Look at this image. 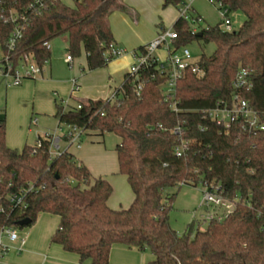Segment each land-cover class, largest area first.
<instances>
[{
    "label": "trees",
    "instance_id": "trees-1",
    "mask_svg": "<svg viewBox=\"0 0 264 264\" xmlns=\"http://www.w3.org/2000/svg\"><path fill=\"white\" fill-rule=\"evenodd\" d=\"M216 1L240 12L244 21L232 32H223L220 21L201 29L198 37L177 18L171 27L174 50L192 42L212 43L214 50L197 61L202 75L186 72L177 81L172 100L164 95V78L152 64L140 71L138 96L125 75L113 101L88 99L79 101V108L56 107L55 117L65 127L119 138L114 151L119 174L133 195L130 205L110 209V184L93 178L68 150L49 159L48 141L20 150L7 147L1 118L0 196L16 194L28 183L33 190L24 196V208L7 207L0 214V226L19 229L17 223L24 219L30 226L39 214L57 216L51 243L89 264H108L113 245L147 250L152 255L148 264H264V130L234 124L224 133L208 117L218 101L232 96L237 70L249 68L252 86L241 96L264 126V0ZM180 3L162 0V8ZM114 11H126L120 0H73L72 7L60 0H0V52L13 67L26 54L41 66L50 58L44 43L66 36L72 58L82 50L88 70L102 68L113 44L108 17ZM11 14L18 16L21 35L8 49L17 24L6 21ZM175 127L180 134L171 132ZM182 142L187 147L176 156ZM203 184L218 186L235 208L204 230L193 221L178 234L168 222L175 194L167 197L164 191Z\"/></svg>",
    "mask_w": 264,
    "mask_h": 264
},
{
    "label": "built area",
    "instance_id": "built-area-1",
    "mask_svg": "<svg viewBox=\"0 0 264 264\" xmlns=\"http://www.w3.org/2000/svg\"><path fill=\"white\" fill-rule=\"evenodd\" d=\"M216 3V10L221 18L222 31L232 32L229 18L230 11L220 1H216ZM190 13H192V1L185 0L178 17L189 23L191 34H195L197 32L194 26H199L203 23V20L201 17L192 16ZM20 19H23V17L21 16ZM8 20L12 23H17L7 42L8 49H12L16 40L20 38L21 26L18 23V16L16 15H9L6 21ZM175 38L176 35L173 30H160L152 41L133 53V62L126 71V77L133 81V93L136 96L140 94L143 86L142 81L139 80L140 71L147 69L152 64L156 65L158 74L164 78L163 93L170 100L173 98L177 81L186 72L202 75L197 62L191 60L190 54L185 47L178 50L172 48V40ZM44 46L49 48L48 43H44ZM160 49L164 53L163 58H159L156 55V52ZM123 54V50L111 44L104 53V59L108 63ZM64 62L68 67H71L72 57L70 54L66 53ZM43 65H37L30 54L24 55L20 63L15 67L12 66L7 57H2L0 60V75L7 81V86H19L25 79L37 78L42 72ZM251 86V70L249 68H239L232 82L233 93L230 99L218 101L215 107L208 112V117L221 126L224 133H227L228 129L234 124L239 125L243 130H264V126L259 124L257 113L250 108L249 103L243 100L241 96L242 92L249 90ZM72 87V92L78 90L75 80L72 82ZM114 97L115 94L106 100L113 101ZM79 107L77 105V108ZM171 107L176 111L174 101H172ZM61 125L59 123L53 133H44L34 144L35 147H39L42 140L48 141L49 159H53L65 151L60 146L61 141L65 143L67 148L72 146L79 148L80 138L82 135H85L84 131L77 127L73 126L69 128L63 125L65 128L62 129ZM180 131L179 127H175L171 132L173 134H180ZM65 136L69 139L67 142L64 140ZM186 147L187 142H182L175 148V155L180 156ZM200 186L205 189L201 192L198 204L199 208H204L205 210L201 220L207 223L211 221L221 222L233 212L235 203L225 199L218 186H207L206 184ZM31 190H33V185L28 183L27 187L16 194L5 198L0 196V214L4 213L7 207L24 208V196ZM15 242L23 244V239L17 234V229L9 225L0 226V258L7 253V244Z\"/></svg>",
    "mask_w": 264,
    "mask_h": 264
},
{
    "label": "crops",
    "instance_id": "crops-1",
    "mask_svg": "<svg viewBox=\"0 0 264 264\" xmlns=\"http://www.w3.org/2000/svg\"><path fill=\"white\" fill-rule=\"evenodd\" d=\"M120 1L125 6L126 11L112 12L108 17V24L113 36V45L118 49L123 50L124 54L112 59L102 68L88 70L86 64V55L81 50V57L79 59L82 68L79 72L78 78H76L79 89V93L77 94V96L81 97L80 101L88 99L106 100L109 99L113 94H115V92L120 89V86L124 81L126 71L133 62V53L148 42L152 41L157 36L158 32L164 29V25H170L172 27L173 23L178 18L177 11H172V9H170L171 6L162 8V0ZM64 5L72 7L73 1L71 5L67 3H65ZM157 12H160L162 20L161 26H159L158 29H156L157 27L154 24V17ZM192 12L195 13L194 15L199 16L193 7ZM148 14H151V24L154 25V27L151 30L149 29L148 32L143 33L139 31L138 23L142 16ZM61 37L63 38L64 46L67 47L66 36ZM48 45L50 50V42L48 43ZM64 51L66 52V49ZM65 55L66 54L63 55V58L60 61L63 64L67 65L64 62ZM156 55L159 58L164 57V53L161 49L156 52ZM70 66L71 67L69 68L72 69L73 58ZM37 78H40L41 82H48L54 85L59 82L52 77V70L49 60L43 65L42 72ZM23 81L19 86H7V81H5V86L6 88H18L22 85ZM67 108H69V106H67ZM55 112L56 110L54 111V117ZM58 124L59 123L57 120V125ZM60 127H62V129L65 128L63 125H61ZM53 131H47L45 133H53ZM105 134L106 133H104L102 136H98L94 133H88L86 135L93 136L99 139V141H95V143L91 142V144L93 145L96 144V142L97 144H99ZM39 138L40 137H37V140ZM6 146L12 149L20 150L24 146L29 145L23 144L22 146H20V144L9 145L8 143H6ZM100 146L101 145L95 146V148L100 150L101 157L103 158L102 162L99 164V167L98 165L94 166L93 163L91 164L90 162H88L82 151H74L71 149V147L67 148L65 143L64 147L61 148L63 150H68V152L71 153L77 161L83 164L88 169L93 178L105 179L110 184L112 193L107 199V206L110 209H125L132 202L133 195L126 182V178L123 175L122 176L124 177V179L116 175L117 173H119V171L117 157L114 151L115 147L113 148V153H111ZM116 186L117 188L123 189V193L120 192L116 195ZM48 215L50 214H39L33 224H31L30 226H26L29 229V232L26 235L23 234L22 231H20L19 237L23 239V244H20L18 242L7 244L8 251L3 257L0 258V264H15L22 261L26 262L27 264H89L88 261L80 262L77 255L65 252L59 245L51 243V236L58 225V217L51 215L54 218L51 219V217H49ZM202 216L203 214H200L198 218L201 220ZM193 221L196 222L195 213H193L190 222ZM44 222L47 224V227L39 228L38 226H41V224H43ZM181 233L182 232L178 234ZM151 260L152 255L147 250L137 251L135 249L127 248L123 245H113L109 252L108 264H148V262Z\"/></svg>",
    "mask_w": 264,
    "mask_h": 264
},
{
    "label": "rangeland",
    "instance_id": "rangeland-1",
    "mask_svg": "<svg viewBox=\"0 0 264 264\" xmlns=\"http://www.w3.org/2000/svg\"><path fill=\"white\" fill-rule=\"evenodd\" d=\"M62 3L72 4L73 0H60ZM192 7L196 13L203 19V23L195 25L196 32L204 29L208 26H215L221 20L219 13L216 10V0H191ZM185 0H181V3L176 7L171 6L172 11H177L179 14L182 9V4ZM162 9V8H161ZM119 12V11H118ZM125 12V11H124ZM194 16L195 13H190ZM229 18L231 22V30L236 31L244 21V16L238 11L229 12ZM151 14L144 15L140 18L138 23L139 31L146 33L151 30L154 25L151 24ZM161 14L157 12L154 17V24L156 29L161 26ZM163 30H170V25H164ZM129 33V32H128ZM185 48L188 50L191 60L198 61L201 55L209 56L214 50L212 43L204 44L203 42H192L187 44ZM67 49L64 46L63 38L61 36L56 37L50 41V66L52 70L53 79L59 81L57 84H51L48 82H41L40 78L34 80H24L22 85L18 88H6L5 79L0 75V119H5L6 138L5 142L9 145L27 144L33 146L37 140V137L45 132H51L57 125V119L54 117V111L56 107H62L64 110L69 107H75L81 100L76 92H72V82L76 80V84L79 72L82 68L80 65L81 54L77 58H73V66L70 69L67 65L63 64L60 60L63 55L66 54L64 50ZM2 54L0 52V60ZM83 61V60H82ZM99 141L98 138L93 136L82 135L80 138L79 148L71 147L74 151H82L86 160L93 163L94 166L102 162L101 152L95 146L105 148L107 151L113 153V148L119 144L120 140L117 136L106 133L102 141L97 144H91V142ZM60 146L64 147V142H60ZM91 148V149H89ZM109 155V154H108ZM112 155V154H110ZM93 166V165H92ZM93 166V167H94ZM118 177L124 179V177L117 173ZM205 190L204 187L198 185L196 187L191 185H181L179 187L167 189L164 191L165 196L175 194V200L172 204V209L169 213V225L177 233L183 232L186 226L190 223L193 213L196 214V222L199 225L200 230H204L207 222L200 220L198 217L200 214H204V208H199L198 204L201 198V192ZM116 195L120 192L123 193V189L115 188ZM51 219L53 216L48 215ZM44 222L39 228L47 227ZM20 231L23 234L29 232L28 227H22L17 229V234ZM15 264H27L26 262H18Z\"/></svg>",
    "mask_w": 264,
    "mask_h": 264
},
{
    "label": "water",
    "instance_id": "water-1",
    "mask_svg": "<svg viewBox=\"0 0 264 264\" xmlns=\"http://www.w3.org/2000/svg\"><path fill=\"white\" fill-rule=\"evenodd\" d=\"M201 34L200 33H197V36L199 37ZM30 221L28 219H24L20 222L17 223V225L19 227H26L27 225H29Z\"/></svg>",
    "mask_w": 264,
    "mask_h": 264
}]
</instances>
